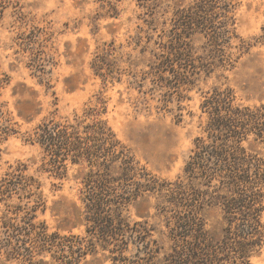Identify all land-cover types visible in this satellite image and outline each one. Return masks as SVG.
Here are the masks:
<instances>
[{"label":"trees","instance_id":"obj_1","mask_svg":"<svg viewBox=\"0 0 264 264\" xmlns=\"http://www.w3.org/2000/svg\"><path fill=\"white\" fill-rule=\"evenodd\" d=\"M142 1L156 17L166 0ZM238 5L239 0H193L163 10L162 15L172 14V24L156 43V60L143 81L150 80L165 106L175 97L183 100L202 76L233 69L251 50L236 33ZM195 38L203 41L200 48ZM257 46L264 47V29ZM106 48L93 69L108 83L121 74L110 60L114 43ZM202 109L204 135L175 182L141 166L103 119V101L75 116L74 123L40 124L30 141L43 152L41 171L62 180L69 166L76 167L79 204L58 203L65 226L52 230L38 220L46 210L41 183L25 174L24 165L7 175L0 182L6 208L0 218V264H251L264 248V103L243 106L231 89L215 88ZM4 118L0 106V121ZM8 134L9 128L0 127V140ZM141 199H155L163 243L153 238L156 230L147 221L132 222L125 215ZM210 212L217 214L214 223Z\"/></svg>","mask_w":264,"mask_h":264},{"label":"rangeland","instance_id":"obj_2","mask_svg":"<svg viewBox=\"0 0 264 264\" xmlns=\"http://www.w3.org/2000/svg\"><path fill=\"white\" fill-rule=\"evenodd\" d=\"M192 1H162L160 14L151 17L142 0H0V106L5 113L0 127L9 128L0 140V182L26 166L25 174L42 185L46 210L38 213V220L50 229L65 226L57 204H79L80 186L76 167L69 166L62 180L41 171L43 152L30 140L46 120L74 123L75 116L103 101V119L141 166L175 182L183 176L196 139L204 135L207 93L228 88L238 104L264 103V47L257 46L264 29V0H239L236 33L253 47L233 69L202 76L183 100L175 97L168 106L159 92L151 91L150 80L143 81L156 60V43L172 24V14L162 15L163 10L172 12L174 2L188 6ZM194 40L200 48L203 41ZM112 43L116 53L111 64L121 75L105 83L93 65ZM155 204V199H141L125 215L132 222L147 221L156 230L153 238L163 243L159 233L165 228L156 218ZM5 209L0 203V218ZM216 217L210 212L209 222ZM251 264H264V248Z\"/></svg>","mask_w":264,"mask_h":264}]
</instances>
